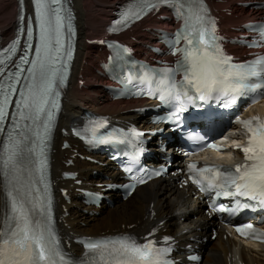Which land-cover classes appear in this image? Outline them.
<instances>
[{
  "label": "snow or ice",
  "instance_id": "snow-or-ice-1",
  "mask_svg": "<svg viewBox=\"0 0 264 264\" xmlns=\"http://www.w3.org/2000/svg\"><path fill=\"white\" fill-rule=\"evenodd\" d=\"M35 20L39 27V43L35 47V59H28L27 50L15 65L19 71L7 74L12 81L6 86L0 84V125L7 119L6 109L16 92V84L24 71L22 64H31L29 78L24 90L20 91L21 99L15 102L18 110L13 117V126L8 130L7 140L0 155V167L5 180L11 185L8 192L10 214L7 215L4 229L0 231V264H71L59 247L58 239L51 227V200L45 204L40 201L39 207L33 198V192H39L36 182L29 179L24 187L20 177L27 173L32 176L35 166L39 172V182L44 183L47 167L46 147L53 127L56 111L59 109L57 81L63 84L66 78L67 61L71 60L72 48L64 49L65 12L62 0H33ZM172 3L178 6L180 17L184 21L183 30L177 33L178 41L184 39L190 47L183 50V59L178 64L176 73L183 72V80L177 82L170 74L167 82L161 81L158 87L159 99L171 104V117L179 119V113L187 110L189 104L200 101L217 100L228 97L231 103L236 102L237 95L249 91L264 89V57H258L245 64L231 63L232 58L223 54L216 43L215 21L207 14L202 3L188 4L183 0H133L121 13L116 24L126 25L139 20L148 11L157 9L161 4ZM23 5V0H21ZM23 7L19 20H24ZM67 18L71 19L70 11ZM31 25V21L29 22ZM68 32H72L71 24ZM31 39V26L27 29ZM264 36V30H261ZM19 41H13L8 48L0 52V75L5 71L7 62L17 51ZM5 53L8 55L5 56ZM67 57V59H65ZM152 95V92H149ZM18 118V119H17ZM19 121H31L23 126ZM248 134L247 145L242 147L246 163L238 164L235 171L204 167L197 169L189 165L194 174L189 176L200 191H214L216 196L243 197L253 204H244V208L264 207V121L254 118L242 121ZM105 121H90L83 129V138L96 144L133 143V138L142 133L133 131L131 138L118 134H101L100 129ZM40 125L43 133L33 126ZM4 129L0 127V132ZM197 139H202L197 137ZM39 152H36V148ZM135 160V155L132 157ZM131 171V169H128ZM159 175L160 173H155ZM144 183L143 179L139 180ZM29 204L31 206L29 207ZM239 204V202H238ZM219 211L225 209L221 207ZM236 232L245 238L264 242V233H257L252 224L235 226ZM154 241L137 243L131 237L97 240L87 243L86 247L94 254L91 264H169L164 257L170 251L154 246Z\"/></svg>",
  "mask_w": 264,
  "mask_h": 264
},
{
  "label": "bare ground",
  "instance_id": "bare-ground-1",
  "mask_svg": "<svg viewBox=\"0 0 264 264\" xmlns=\"http://www.w3.org/2000/svg\"><path fill=\"white\" fill-rule=\"evenodd\" d=\"M0 0V34L11 38L15 28L17 17V3L15 0ZM104 1V2H103ZM111 1V0H109ZM246 2L247 0H239ZM223 8H227L236 17L225 18L230 24H240L253 19L255 10L240 9L233 4V1L224 0ZM95 3V2H94ZM88 9V0H73L79 26L78 50L74 62V74L65 95L63 110L59 119V128L69 127L71 121L83 113V110H91L101 115H110L118 120H130L135 118L129 111L133 107L142 106L141 101H116L112 102L104 93L102 81V71L99 75L92 74L93 82H86L83 87H79V75L86 73L92 65V59L97 54L94 47L88 46L85 41L98 38L103 33L108 24L111 13L115 10L114 3L108 6V0H101ZM110 7L108 16L100 19L97 12H105ZM108 10V9H107ZM101 16V15H100ZM155 22V20H150ZM167 26V24H165ZM102 28L103 30H100ZM93 32V35L90 34ZM136 36L151 44L154 37L146 30L137 31ZM128 39V35H125ZM140 43L135 47L140 49ZM101 56V54H100ZM95 61V60H94ZM67 140L59 132L56 134L55 153L53 163L54 180L59 187L70 190V202L58 195V218L59 228L65 239L72 240L77 236H100L115 233H134L144 235L150 228L157 226L160 234H172L177 237L180 244L182 240L187 241L194 235L205 236V228L209 222L202 215L200 204L191 198L189 187L178 189L171 180H157L135 190L130 199L121 201L118 196L111 195L113 205L102 206L100 209L85 207L78 194L77 188L82 186H71L70 182H62L60 175L62 171H76L84 184L108 183L105 178L116 179L119 174L108 166L91 165L78 158L73 159V167L66 168L65 162L70 158L75 150H80L77 142L71 141L68 150H61V143ZM110 165V164H108ZM96 172L95 178L92 173ZM3 197L0 181V221L2 216ZM97 211L99 216H89V212ZM200 232H197V230ZM222 233L218 235L213 243H209L200 248L203 250V260L201 264H232L237 260L249 264H264V246L247 247L241 245L232 238L223 240ZM71 250L77 253L81 251L74 245Z\"/></svg>",
  "mask_w": 264,
  "mask_h": 264
},
{
  "label": "rangeland",
  "instance_id": "rangeland-1",
  "mask_svg": "<svg viewBox=\"0 0 264 264\" xmlns=\"http://www.w3.org/2000/svg\"><path fill=\"white\" fill-rule=\"evenodd\" d=\"M9 1H11V0H8V1H6V2H9ZM100 1H101V0H88V4H87L88 9L91 10V9L93 8V3L95 2V3H94V5H95V4H97L98 2H100ZM114 1H115V0H111V1L108 0V2H109V3H108V6H109V4L111 3L110 5H111V7H112V4L114 3ZM222 1H223V0H222ZM228 1H229V0H228ZM230 1H235V2H236L237 0H230ZM103 2H104V1H103ZM0 5H1V4H0ZM108 6H107V8L105 9V12H103V13H102V12H97V13H96L97 16H98L100 19L104 18V16H105V17L108 16V14H109L108 11L110 10V7H108ZM107 9H108V10H107ZM100 15H101V16H100ZM100 30H103V29L100 28ZM90 34H93V32L90 33ZM94 39H96V38H94ZM93 58H94V57H93ZM92 60H93V59H92ZM95 61H96V57H95ZM95 61L93 60L92 63L94 64ZM87 70H88V71H87V74H86L87 76H86L85 78H86V80H87L88 82H93V81H92V75H91V74L93 73V70H92V69H91L90 71H89V69H87Z\"/></svg>",
  "mask_w": 264,
  "mask_h": 264
}]
</instances>
